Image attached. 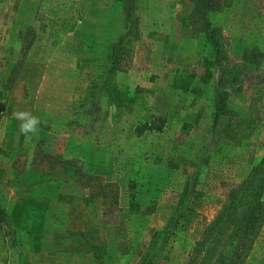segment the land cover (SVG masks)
<instances>
[{
	"label": "rangeland",
	"instance_id": "1",
	"mask_svg": "<svg viewBox=\"0 0 264 264\" xmlns=\"http://www.w3.org/2000/svg\"><path fill=\"white\" fill-rule=\"evenodd\" d=\"M209 2L0 0V264H187L264 153V0ZM208 35L236 78L214 124ZM244 264H264V220Z\"/></svg>",
	"mask_w": 264,
	"mask_h": 264
},
{
	"label": "trees",
	"instance_id": "2",
	"mask_svg": "<svg viewBox=\"0 0 264 264\" xmlns=\"http://www.w3.org/2000/svg\"><path fill=\"white\" fill-rule=\"evenodd\" d=\"M197 10L202 14L208 10L218 11V5L209 0H196ZM209 31V29H208ZM208 43L214 50V65L219 69L218 86L213 89L212 124L227 112L224 105L225 89L231 87L236 80L235 75L227 73L224 65L225 56L219 45L209 35ZM254 48H244L242 59L254 57ZM222 86V91L220 87ZM163 119L154 117L152 120L136 126V135L146 131H159L163 127ZM264 181V153L250 168L248 174L227 193L214 217L202 228L200 236L194 242L187 264H244L251 249L253 240L264 220V198H262ZM101 204L116 203L117 192L112 185L105 183L98 186ZM94 194H91V197ZM106 202V203H107ZM7 215L0 206V221L5 223ZM152 251L147 252L148 257Z\"/></svg>",
	"mask_w": 264,
	"mask_h": 264
},
{
	"label": "clouds",
	"instance_id": "3",
	"mask_svg": "<svg viewBox=\"0 0 264 264\" xmlns=\"http://www.w3.org/2000/svg\"><path fill=\"white\" fill-rule=\"evenodd\" d=\"M13 115L14 118L20 122L19 132L25 136L26 140H30L32 136L38 134V130L42 124L40 117L27 110L14 112ZM121 264H123V260L121 261Z\"/></svg>",
	"mask_w": 264,
	"mask_h": 264
},
{
	"label": "crops",
	"instance_id": "4",
	"mask_svg": "<svg viewBox=\"0 0 264 264\" xmlns=\"http://www.w3.org/2000/svg\"><path fill=\"white\" fill-rule=\"evenodd\" d=\"M107 43V42H106Z\"/></svg>",
	"mask_w": 264,
	"mask_h": 264
}]
</instances>
